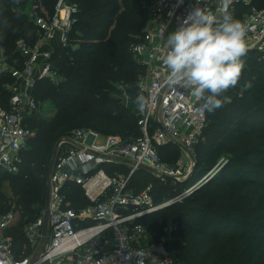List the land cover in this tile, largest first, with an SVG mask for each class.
Masks as SVG:
<instances>
[{"label": "trees", "instance_id": "trees-1", "mask_svg": "<svg viewBox=\"0 0 264 264\" xmlns=\"http://www.w3.org/2000/svg\"><path fill=\"white\" fill-rule=\"evenodd\" d=\"M33 1L50 13L57 2ZM71 1L79 6L70 36L72 45L59 47L52 57L63 80L58 84L39 80L35 90L36 97L48 102L55 113L30 122L36 135L22 151L19 172L0 169V211L15 206L21 213L18 224L7 232L13 235L18 254L26 245L24 225L45 209L48 170L60 139L77 128L125 140L141 136L132 106H137L136 97L143 95L137 80L145 69L135 59L133 45L140 41L151 17L148 1ZM27 2L0 0V46L8 54L14 51L17 40L32 43L35 39V24L18 8ZM252 5L263 8L264 0H253ZM248 8L238 5L232 17ZM243 60L245 67L237 87L225 93L228 99L221 108L207 112L206 128L195 146L193 177L209 173L223 158L224 166L186 198L145 219L156 239L163 237L165 228L170 229L165 245L177 264H264V56L249 51ZM12 81L10 74L0 75L4 104L10 97L5 84ZM248 82L250 88L245 87ZM121 85L132 106L113 97ZM175 149L179 147L173 143L161 147V160L168 152L176 154ZM5 181L11 196L3 191ZM188 181H160L145 169L133 176L139 190L153 185L158 203L167 199L163 197L167 190L181 187V192ZM69 199L73 207L88 204L79 187Z\"/></svg>", "mask_w": 264, "mask_h": 264}, {"label": "built area", "instance_id": "built-area-1", "mask_svg": "<svg viewBox=\"0 0 264 264\" xmlns=\"http://www.w3.org/2000/svg\"><path fill=\"white\" fill-rule=\"evenodd\" d=\"M147 1L151 17L133 45L134 57L145 69L137 85L149 101L144 111H136L141 136L125 140L77 128L60 139L48 181L47 233L43 209L36 220L24 225L26 245L18 254L7 232L18 224L21 213L15 206L0 211V264H177L166 248V238L156 239L145 219L166 203L186 198L220 167L166 202L155 201L152 184L141 190L133 184V176L142 169L160 181H171L163 178L166 175L183 182L191 171L181 164L164 163L159 149L173 143L190 154L207 125L208 113L201 111L190 90L167 83L162 64L166 38L195 7L222 20L226 14H236L238 5L249 6L234 19L246 26L247 52L264 56V7L253 6V0H230L227 6L223 0ZM27 7L36 26L34 41L17 40L12 54L0 46V75L7 73L13 79L5 84L8 101L0 100V169L10 173L19 172L22 151L36 135L30 122L47 104L35 95L38 81L63 80L52 57L59 47L72 45L70 36L79 12L71 0H57L52 13L33 0ZM76 187L83 191L86 206L73 207L69 196Z\"/></svg>", "mask_w": 264, "mask_h": 264}, {"label": "clouds", "instance_id": "clouds-1", "mask_svg": "<svg viewBox=\"0 0 264 264\" xmlns=\"http://www.w3.org/2000/svg\"><path fill=\"white\" fill-rule=\"evenodd\" d=\"M225 6L230 0H223ZM162 64L167 70V83L190 90L200 102L201 111L213 113L226 100L225 93L239 84L247 54L246 26L231 15L217 20L211 12L195 7L165 41ZM246 88L251 83L245 84ZM140 111L149 101L138 95Z\"/></svg>", "mask_w": 264, "mask_h": 264}, {"label": "rangeland", "instance_id": "rangeland-1", "mask_svg": "<svg viewBox=\"0 0 264 264\" xmlns=\"http://www.w3.org/2000/svg\"><path fill=\"white\" fill-rule=\"evenodd\" d=\"M27 5H28V2L25 4V5H21V6H19L20 7V10H24V12L27 14V9H28V7H27ZM28 15V14H27ZM246 63H248V62H246ZM143 75L144 74H140L139 75V77H138V80H137V82L138 81H140L141 79H143ZM138 84V83H137ZM125 87L123 86V85H121V86H119L118 87V92L116 91H114L113 93H112V95H113V97L115 98V99H118L120 102L122 101V102H124L126 105H131V99H130V97L127 95V93L125 92V89H124ZM139 88V87H138ZM139 90H140V88H139ZM142 92V91H141ZM143 93V92H142ZM143 96L146 98V94L145 93H143ZM132 106V105H131ZM44 110L42 111V113H41V115H40V117H50V116H52L54 113H55V111L54 110H52L51 108H50V105L48 104V102H47V104H45L44 105ZM132 108L133 109H135V112L137 111V108H138V106H132ZM139 109V108H138ZM179 147V146H178ZM173 148H176L175 146L173 147ZM176 151V154H170V152H168V154H166L165 155V157H163V162L164 163H166V164H169V165H171V166H175L176 164H181L183 167H185V170L186 171H188V170H190L192 173H190L189 174V176H187V177H190V179H189V181H188V183H187V185L185 186V189H188V188H190V187H192V186H195L196 184H198V182H200V180L202 179V177L203 176H201V177H199V178H195V177H197V176H194L193 177V171H194V168H195V165H196V159H195V156H196V150H195V148L192 150V152L190 153V154H188L187 152H185L183 149H181L180 147H179V149L177 150V149H175ZM228 155H226V157H227ZM225 162H226V160L223 158L220 162H219V167H223L224 166V164H225ZM218 167V168H219ZM185 171V172H186ZM187 173V172H186ZM192 174V175H191ZM206 175V174H205ZM186 177V178H187ZM185 178V179H186ZM193 178H195V179H193ZM184 179V180H185ZM181 190V187H173L172 189H170V190H167L166 191V194H164L165 196H163V197H166V196H168L167 197V199H165V200H163V202L165 201H168V200H171L179 191ZM184 190V189H183ZM3 191L6 193V194H8L9 196H11L12 195V193L10 192V190H9V188H8V181H5V182H3ZM168 230L170 231V229L167 227V229L165 228V233H164V235H163V237L162 238H167V236L168 235H170V233H167L168 232ZM11 236H13L12 234H10ZM161 238V239H162Z\"/></svg>", "mask_w": 264, "mask_h": 264}, {"label": "water", "instance_id": "water-1", "mask_svg": "<svg viewBox=\"0 0 264 264\" xmlns=\"http://www.w3.org/2000/svg\"><path fill=\"white\" fill-rule=\"evenodd\" d=\"M55 155H56V149L54 151V155H53V159L50 163V166H49V170H48V175H47V179L49 181V178H50V174H51V171H52V167H53V164H54V160H55ZM192 173V172H191ZM192 175V174H191ZM163 178L167 179V180H171V181H174L176 183H181L179 182L177 179H175L174 177H170V176H166V175H163ZM190 179V177H187L183 182H186ZM172 203L169 202V203H166L164 206H162V209L170 206ZM48 205H49V189L47 190V194H46V201H45V217H44V226H43V232L44 234L46 235L47 233V229H48Z\"/></svg>", "mask_w": 264, "mask_h": 264}]
</instances>
